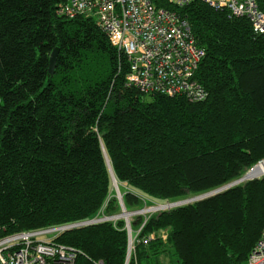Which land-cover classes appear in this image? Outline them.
I'll list each match as a JSON object with an SVG mask.
<instances>
[{
	"label": "trees",
	"instance_id": "1",
	"mask_svg": "<svg viewBox=\"0 0 264 264\" xmlns=\"http://www.w3.org/2000/svg\"><path fill=\"white\" fill-rule=\"evenodd\" d=\"M66 1L0 0V234L120 213L113 175L131 210L213 191L264 159V35L247 16L201 0L180 9L204 50L195 78L209 94L191 102L128 85L123 53L94 18L59 16ZM147 218L140 237H168L138 243L129 264H247L264 230V175ZM56 241L81 251L75 264H126L124 219Z\"/></svg>",
	"mask_w": 264,
	"mask_h": 264
},
{
	"label": "built area",
	"instance_id": "2",
	"mask_svg": "<svg viewBox=\"0 0 264 264\" xmlns=\"http://www.w3.org/2000/svg\"><path fill=\"white\" fill-rule=\"evenodd\" d=\"M67 0L57 8L66 18L92 17L107 34L112 46L123 53L127 64L126 82L141 93L183 95L191 102L203 101L208 90L196 72L204 56L189 19L180 9L195 0ZM215 9H226L236 17L247 16L257 33L264 35V12L257 0H201ZM116 218H100L99 221ZM124 219L125 218H118ZM148 218L137 229L126 222L129 264L138 243L158 237L166 240L167 230L140 237ZM69 225L0 234V264H75L81 251L56 241ZM102 263V262H99ZM98 263V264H99ZM247 264H264V230L251 250Z\"/></svg>",
	"mask_w": 264,
	"mask_h": 264
},
{
	"label": "water",
	"instance_id": "3",
	"mask_svg": "<svg viewBox=\"0 0 264 264\" xmlns=\"http://www.w3.org/2000/svg\"><path fill=\"white\" fill-rule=\"evenodd\" d=\"M58 54H59V47H56L53 52L51 53V56H50V66H49V70H50V74L51 75H54V72H55V68H56V64H57V57H58ZM264 160V159H263ZM262 161V160H261ZM260 161V162H261ZM259 162V163H260ZM257 163V164H259ZM256 164V165H257ZM255 165V166H256ZM254 166V167H255ZM254 167H252L250 170L254 169ZM244 177V176H243ZM239 178L237 180H234L233 182H230L228 183L227 185L225 186H222L218 189H215L213 191H209V192H206V193H203V194H200V195H196V196H193V197H190V198H186V199H183V200H178V201H175V203L177 202L176 206H179V205H183V204H187V203H191V202H194V201H198V200H201L205 197H209L210 195H214L216 193H219V192H222L228 188H231L233 187L234 185H237L245 180H242V178ZM250 179H254V178H250ZM250 179H247V180H250ZM114 184V183H113ZM118 187V186H117ZM118 199L120 201V204H121V212L116 214V215H113L111 217H108V218H116L118 219L117 217H121V216H124L125 217V220L127 221V223L129 222V218L128 216L130 215H133V214H138L144 210H136V211H128V213L125 215V211H126V206H125V203H124V200H123V195L121 194V192L119 191V194H118ZM174 206V207H176ZM100 219V218H99ZM98 218H94L92 220H89V221H83V222H78V223H74V224H70L69 227L67 229H70V228H73V227H77V226H82V225H87V224H92V223H96L97 221H99Z\"/></svg>",
	"mask_w": 264,
	"mask_h": 264
},
{
	"label": "rangeland",
	"instance_id": "4",
	"mask_svg": "<svg viewBox=\"0 0 264 264\" xmlns=\"http://www.w3.org/2000/svg\"><path fill=\"white\" fill-rule=\"evenodd\" d=\"M264 175V174H263ZM263 175H261V176H263ZM261 176H258V177H261ZM257 177V178H258ZM118 186V187H117ZM117 186H115L114 184H113V188H112V190H113V192H114V195L117 197L118 196V194H119V191L121 192V194L123 195L124 194V190H127V187H126V185L125 184H123V183H121V185H120V183L119 182H117ZM148 199L145 197L144 198V202H143V205L140 207V208H137V209H131V210H128L127 209V211H136V210H144V211H142V212H140V213H138V214H133V215H130V216H128V218H130V220H132V219H134V217H136V216H138V215H142V216H145L146 218L147 217H149V216H151L152 214H154V213H158V212H160V211H163V210H166V209H151V208H155V206H157V205H160L161 203H159V202H153V204L151 203V204H148L146 201H147ZM183 200V199H182ZM166 203V202H165ZM162 206V205H161ZM151 209V210H150ZM168 209H170V208H168ZM99 218H108V217H106V216H104V215H102V216H100V217H98V219ZM117 218H125L124 216H121V217H117ZM115 220H118V219H115ZM97 222H99V221H97ZM165 259V261L166 262H168L169 263V258L168 257H165L164 258Z\"/></svg>",
	"mask_w": 264,
	"mask_h": 264
},
{
	"label": "bare ground",
	"instance_id": "5",
	"mask_svg": "<svg viewBox=\"0 0 264 264\" xmlns=\"http://www.w3.org/2000/svg\"><path fill=\"white\" fill-rule=\"evenodd\" d=\"M263 174H264V160H262L258 165H256L254 167V169H252L248 173H246V175L242 178V180H247L250 178H257L258 176H261ZM117 182H118L117 179L113 175V183L115 186H117ZM176 204H177V202L176 203L170 202V203L157 205V206H155V208H151V209H166V208L168 209V208H172V207L176 206ZM124 213H125V215L128 213L127 209Z\"/></svg>",
	"mask_w": 264,
	"mask_h": 264
}]
</instances>
